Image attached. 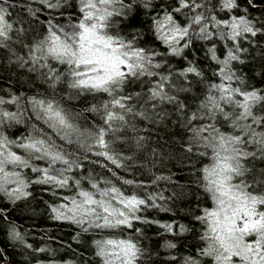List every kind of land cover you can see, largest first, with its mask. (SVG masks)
<instances>
[{
	"label": "trees",
	"instance_id": "obj_1",
	"mask_svg": "<svg viewBox=\"0 0 264 264\" xmlns=\"http://www.w3.org/2000/svg\"><path fill=\"white\" fill-rule=\"evenodd\" d=\"M124 2L131 7L120 9L117 6L121 14L111 18L110 30L125 39H134L137 47L159 53L155 62L161 67L153 69L158 73L155 77L130 79L124 86L122 94L132 95L128 105L133 112L125 113L126 123L115 122L116 130L106 136L109 154L116 158L120 167L95 155L101 149L89 147L94 141L87 135L78 137L74 134L70 137L71 143L62 140L44 120L37 118V112L29 103L32 97L54 99L82 131H94L103 125L102 106L111 101L110 96L78 93L68 87L63 75L58 81L50 79L57 73L66 72V65L51 58L39 63L31 59L33 55H39L30 49L47 35L49 21L63 28H70L78 21L81 17L79 0H60L59 6L51 8L48 4H57V0H7L3 4L8 13L6 19L13 27L9 33L11 39L0 47V98L7 101L15 96L19 101L0 105V109L17 113L20 122L5 121L0 124V134L9 140L23 142L30 135L43 133L63 149L72 161V170L65 173L70 177L69 185L61 188L35 183L40 174L24 168L25 192L29 195L17 198L0 191V264H38L69 257L77 264H102L95 255L94 244V240L102 236L123 237L136 243L140 252L135 264H185L186 257L197 256L205 246L201 239L205 225L196 217L202 216L204 210L213 205L201 172L211 164L212 152L202 143L193 141L191 129L212 123L222 132L241 134L221 114L212 120L203 118L205 111L200 107L209 94L219 96L215 90L210 93V86L222 82L219 69L230 49L243 51H236L239 58L229 62L228 70L233 74V80L224 83L264 95V0H236L237 7L231 10L221 7L222 0H203L204 8L198 11L205 15L229 21L232 17L244 16L260 31L256 36L244 34L233 41L222 35L229 31L228 28L213 27L206 21L208 31L212 33L210 38L200 35L199 26L194 25L189 36L178 45L188 44V47H182L179 55H172L154 30V18L162 17L165 11L172 12L178 6V0ZM185 14L192 15L188 9L173 13L181 24L187 23ZM189 67L196 71L184 73ZM160 76L169 77L164 82V92L174 97L172 101L150 98V89ZM94 107L100 111H93ZM222 107L226 112H233L231 105L222 103ZM253 111L257 117L264 116V103L257 104ZM193 114L197 117L194 120L191 119ZM240 123L249 124L251 120ZM253 127L258 133L264 132V127ZM11 147L17 154H25L24 150ZM242 147L245 151L256 152L241 163L250 167L248 181L251 187L259 189L251 190L260 192L264 187V153L255 144ZM205 151L207 155L200 154ZM31 163L39 168L48 166L46 160L33 159ZM54 167L59 171L66 166L57 163ZM76 180L80 181L79 186L75 184ZM124 180L134 183L124 184ZM93 182L101 188L116 186L126 195L136 194L145 199L146 204L136 213L139 219L132 221L131 228L84 231L71 220L54 218L53 204L63 200L64 194H76L78 187L94 191L90 187ZM163 225H171V229ZM197 258L201 264H211L210 258Z\"/></svg>",
	"mask_w": 264,
	"mask_h": 264
},
{
	"label": "snow or ice",
	"instance_id": "obj_2",
	"mask_svg": "<svg viewBox=\"0 0 264 264\" xmlns=\"http://www.w3.org/2000/svg\"><path fill=\"white\" fill-rule=\"evenodd\" d=\"M6 2L7 0H0V47H4V42L11 39L9 33L13 27L6 19L8 13L3 7ZM59 3L60 0H57L56 5L48 4V7H57ZM117 6L120 9L131 7L130 4L125 5L124 0H79L81 17L71 25V31L49 21L47 35L30 49V52L39 53L38 56L31 57L34 63L51 58L67 66L66 72L57 73L50 79L58 81L63 75L68 81V87L78 93H105L111 97V101L102 106L103 125L97 126L94 131H82L54 99L32 97L29 103L37 112V118L44 120L48 128L62 140L71 143L70 137L74 134L78 137L87 135L94 141V145L89 147L101 149L95 155L102 156L120 167L116 158L109 154L106 136L116 130L115 122L126 123L125 113L133 112V108L128 105L132 95L122 94L124 86L130 79L155 77L158 73L153 69H159L161 64L155 62L159 53L137 47L134 39H125L110 31L111 18L121 14L117 11ZM221 7L231 10L237 7L236 0H222ZM201 8H204L203 0H178V6L172 12L165 11L162 17L154 18L157 38L170 49L172 55H179L182 47H188L187 43L182 47L178 45L189 36L194 25L199 26L200 35L205 39L210 38L212 33L208 31L206 21H210L213 27L228 28L229 31L222 35L233 41L244 34L256 36L260 31L244 16L232 17L230 21L219 20L215 15L209 17L198 11ZM185 9L192 15L185 14L187 23L181 24L173 13H182ZM236 51L243 49L228 51L225 59L221 61L223 66L219 69L222 82L210 86V93L215 90L219 96L209 94L200 107L205 111L203 118L212 120L217 114H221L241 134L222 132L212 123L191 129L193 141L202 143L206 150L210 149L212 152L209 157L211 164L202 168L201 172L205 189L211 194L213 207L205 209L202 216L196 217L205 225L201 236L205 246L199 250L197 256L186 257L185 264H201L197 257L210 258L211 264H264V191L248 190L251 185L243 179L246 169L241 163L242 159L255 155L245 151L242 145L255 144L264 153V132L258 133L253 127H264V116L257 117L253 111L257 104L264 103V95L255 90L244 91L224 83L233 80L228 65L230 61L239 58ZM195 71V68L189 67L184 73ZM168 79L167 76H160L159 81L150 89L151 99H174L164 92V82ZM18 101L19 98L15 96L7 101L0 98V105ZM222 103L231 105L233 112H226ZM117 109L121 111L118 112ZM93 111L100 109L94 107ZM196 118L193 114L191 119ZM249 120V124L240 123ZM5 121L20 122L17 113L0 109V124ZM245 137L249 139L246 140ZM13 145L24 150L25 154H17L12 150ZM187 150L192 151V148ZM200 154L207 155V151ZM33 159L46 160L48 166L35 167L31 163ZM57 163L66 167L58 171L54 167ZM17 168H30L31 171L39 173L40 177L35 183L54 184L64 188L69 185L70 177L65 173L72 170V161L66 157L62 148L43 133L39 136L30 135L23 142L9 140L0 134V191H7V186L15 183L17 186L7 193L10 197L15 194L29 195L24 191L27 183ZM123 183L132 185L134 182L124 180ZM75 184L79 186L80 181L76 180ZM90 187L94 191L81 189L72 197H64L68 203L52 209L54 218L72 220L81 226L87 225L83 227L84 231L89 228H131L132 221L139 219L136 213L146 204L145 199L136 194L126 195L116 186L101 188L93 182ZM162 227L171 229V225ZM94 244L95 255L102 264H135L140 252L136 243L131 240L109 238L96 240Z\"/></svg>",
	"mask_w": 264,
	"mask_h": 264
},
{
	"label": "rangeland",
	"instance_id": "obj_3",
	"mask_svg": "<svg viewBox=\"0 0 264 264\" xmlns=\"http://www.w3.org/2000/svg\"><path fill=\"white\" fill-rule=\"evenodd\" d=\"M53 1V0H52ZM56 3H54V5H55ZM71 28V27H70ZM70 28H64L66 31H69V29ZM111 31V30H110ZM112 32V31H111ZM113 34H117V33H114V32H112ZM119 35V34H118ZM123 37V36H122ZM247 152H250V153H256L254 150H252V149H249V150H246ZM252 155H250V156H248V157H250V158H252L251 157ZM10 168H11V166H9ZM245 167V169H246V172H245V176L243 177V179H244V181L247 183V184H249V185H251V183L248 181V179H249V176H248V171L250 170V167L248 166V164L247 165H245L244 166ZM17 171H20L21 172V174H22V177H23V179L26 181L27 180V178H26V176H25V174H24V168H17L16 169ZM250 180V179H249ZM17 185L15 184V183H13V184H9L8 186H7V191H2V192H4V193H8V191H11L12 189H14L15 187H16ZM82 188H76V192L75 193H77L79 190H81ZM251 189H255V190H259L258 188H253V187H250L248 190L249 191H253V190H251ZM260 189H262L261 191H264V187H261ZM84 190H86V189H84ZM24 191H26V188L24 189ZM89 191H91V190H89ZM256 192V191H255ZM20 194H15V195H13V196H11V197H17V196H19ZM75 194L74 193H67V194H64L63 195V200H61V201H59V202H57V203H55V204H53L52 205V209L55 207V208H59V206L61 205V204H65V203H68V201L67 200H65L64 199V197H72V196H74ZM213 207V205L209 208V209H211ZM53 215L55 216V213H53ZM65 220H67V219H65ZM72 221V220H71ZM82 227H87V225H84V226H82ZM89 229H93V228H89ZM109 238H111V239H116V240H121V239H123V240H129V239H127V238H123V237H119V238H114V237H110V236H102L101 238H99V239H96V240H100V239H109ZM96 240H94V242L96 241ZM38 264H77V261L75 260V259H73V258H64V259H56V260H44V261H41V262H39Z\"/></svg>",
	"mask_w": 264,
	"mask_h": 264
}]
</instances>
